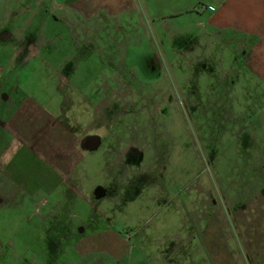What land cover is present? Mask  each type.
Here are the masks:
<instances>
[{
    "label": "rangeland",
    "instance_id": "1",
    "mask_svg": "<svg viewBox=\"0 0 264 264\" xmlns=\"http://www.w3.org/2000/svg\"><path fill=\"white\" fill-rule=\"evenodd\" d=\"M191 2L144 1L145 15L123 17L125 34L110 26L89 48L75 45L69 21L49 15L32 17L24 55L0 41V264H119L102 235L131 240L140 225L175 232V246L187 226L190 243L163 264H264V86L249 60L230 67L231 46L215 45L219 63L204 59L214 37L203 39L192 14L173 15ZM26 3L0 0V9L20 14ZM12 18L0 26L12 32ZM39 22L43 40L29 49ZM35 109L44 127L31 131ZM53 125L77 140L78 163L62 192L30 195L5 168L18 171L31 143L52 141ZM92 136L99 143L83 147ZM195 216L222 225L215 250Z\"/></svg>",
    "mask_w": 264,
    "mask_h": 264
},
{
    "label": "crops",
    "instance_id": "2",
    "mask_svg": "<svg viewBox=\"0 0 264 264\" xmlns=\"http://www.w3.org/2000/svg\"><path fill=\"white\" fill-rule=\"evenodd\" d=\"M141 1L142 6L137 0H27L26 4L20 6V14L15 12L13 14L9 5H6L5 8L0 9V17L6 19V16L11 12L15 16V19L12 18L11 21L15 20L17 23L13 24L16 28L14 27L12 32L8 31L6 26H0V41H11L15 50L14 55H24L26 53L24 49L30 42L31 37V33H29L30 24L35 20L32 17L47 18L49 15L54 17L57 23L69 21V26H72L73 30L72 35L76 37L75 45L89 48L93 44L92 41L96 43L95 38L97 35L94 36L93 34L109 32L110 26H114L115 30L125 34V31H127L125 27L130 26V24L126 22L127 20H122L124 16H134L136 13L145 15L144 10L148 11L146 3H149V8L152 9L153 0ZM182 11L193 15L189 19L191 23L201 25L203 29H206L204 30L203 39L206 41L210 37L215 39V42L211 41L210 45H206L205 56L208 58L204 59L212 60L215 58V61L218 59L219 63L221 55L214 53L213 48L215 45L217 47L220 45L231 46L234 55H232L230 67L235 65L233 67L238 69L237 67L241 66L244 70L247 68L245 64L249 60L250 68L247 69V72L251 76L256 75L264 86V0H192L190 5L185 6L184 4L181 11L174 12L173 15L178 16ZM100 16H104L105 20L102 23L99 21L93 28V21ZM113 20H115V23H110ZM9 22L7 23L9 24ZM40 25L41 22L36 25L39 29L38 44L37 46L29 45V49L32 47L38 49L41 45L40 42L43 40L41 30L43 29ZM19 26L22 30H18ZM4 33L6 35H3ZM111 39H114L113 36H111ZM118 41L119 43L125 41V35L123 40ZM207 70L205 68V71ZM241 72V70L238 73L236 72L237 77L241 76ZM231 74L234 73L231 72ZM231 74L227 77L228 80L235 78ZM246 78L249 79L248 75ZM37 111L35 109L31 112V115L36 113V119L29 121L28 125L24 124L22 128L18 129L20 133L26 125L31 131L38 127H44V112ZM52 132L54 133V136L50 137L52 141L44 140L46 144L42 140L31 143L25 157L22 158L20 164L16 165L17 173L14 168L12 170L5 168L6 175L12 180L18 181L22 189L30 195L62 192L60 186L70 184L69 176L78 163L75 160L76 149H78L77 140L72 139L64 128L57 129L53 125ZM37 133L41 135V130H38ZM23 134H25L24 131ZM31 134L34 135L33 132ZM35 146L40 152H35ZM193 219L208 227L207 230H202V240L205 248L215 250L222 233L220 222L212 219V217L195 216ZM143 230H145V227L140 225L135 235H132L133 239L131 240H128L127 236H123L121 232L108 231L102 235L103 238L100 243L110 242L113 259H118L119 264H127L133 255H135L134 264H163L160 257L172 255L173 253L183 254V250L186 249L184 247L185 243H190L187 226L180 233L179 239L181 238L182 242L178 246H175V240L178 238L175 232L171 235L169 232L162 233V231L159 233L153 231L148 234L145 231L143 233ZM155 244H157L156 246L159 245L157 252H154L153 249L156 247L153 246ZM165 245L166 248L163 249L161 246ZM167 245L172 246L170 252H165L168 248ZM148 261L150 262L148 263Z\"/></svg>",
    "mask_w": 264,
    "mask_h": 264
},
{
    "label": "flooded vegetation",
    "instance_id": "3",
    "mask_svg": "<svg viewBox=\"0 0 264 264\" xmlns=\"http://www.w3.org/2000/svg\"><path fill=\"white\" fill-rule=\"evenodd\" d=\"M100 138L96 139V137H91V138H84L83 139V142L81 143V145L83 147H87V148H93L94 147V144L95 142L99 143L98 140ZM136 153V150H132L131 152V155H134Z\"/></svg>",
    "mask_w": 264,
    "mask_h": 264
},
{
    "label": "water",
    "instance_id": "4",
    "mask_svg": "<svg viewBox=\"0 0 264 264\" xmlns=\"http://www.w3.org/2000/svg\"><path fill=\"white\" fill-rule=\"evenodd\" d=\"M94 145H96L97 144V142H95V143H93Z\"/></svg>",
    "mask_w": 264,
    "mask_h": 264
}]
</instances>
